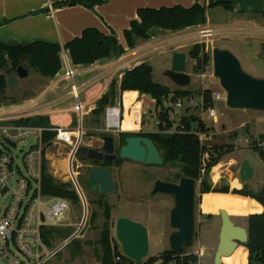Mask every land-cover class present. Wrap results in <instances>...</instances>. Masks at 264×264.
I'll return each instance as SVG.
<instances>
[{
    "label": "rangeland",
    "instance_id": "1",
    "mask_svg": "<svg viewBox=\"0 0 264 264\" xmlns=\"http://www.w3.org/2000/svg\"><path fill=\"white\" fill-rule=\"evenodd\" d=\"M218 1L236 6L237 11L232 13L223 6L213 7ZM205 2L209 4L205 27H209L216 31H222L218 36L198 39V41H201L200 43H205L208 54L211 57L209 70H207L205 74H194V62L188 54L194 46L195 41L184 42L183 44L188 45V48H183L181 51L187 53V73L191 75V85L188 89L193 93L195 104L191 108H188V98H184L181 101L183 108H178L169 102H165L164 109H170V117L174 122V128L170 133L176 131L184 115H197L204 121L207 127L215 129L212 132V134L215 132V136L207 142V145L210 148L218 145L228 149L230 146L234 147L235 143H243L245 137L249 134L264 135V112L233 110L226 105L224 101L226 93L222 89L219 80L213 75L212 52L215 48L230 51L239 60L245 72L255 78L264 79V31L251 32L246 30L248 28L261 30L263 28V24L261 25V23L264 22V0H205ZM253 8H255V10H253ZM238 10H241V12H238ZM201 30L204 29H197L196 32ZM173 36V34H170L169 37ZM148 43L151 44V47L137 54H142V57H139L132 64V67L142 62L150 64L154 69V80L162 85L168 84L172 90H175L176 87L164 76V72L170 68L173 54L178 52L174 49L179 47L180 43L173 46H170L168 43L157 45L155 41ZM148 43L146 42L145 45ZM143 53L147 54L144 55ZM49 80L50 79L43 80L41 75L31 71L29 78L24 80L28 83L25 84V82H23V86L19 92L13 93L8 91V95L16 97L20 102H23L27 99L26 91L33 88L44 90L46 84L50 83L51 80ZM42 81L45 83H42ZM206 89L221 94L223 98V100L218 101L216 105H214L218 116L217 120L211 118L208 112L201 111L199 92ZM66 91L67 93L69 91L73 92V86L65 89L64 92ZM78 98H82L80 92L77 97L73 96L71 98L70 94H68L63 97L62 100L68 105H75V100ZM138 100L139 102L141 101L142 117L138 119L137 124L133 122L132 118L131 122L128 121L129 111L124 106V98L123 106H120L121 104L119 103L116 105V107L121 108L122 115H125L124 117L122 116L123 126L120 133H132L127 131L129 129L131 131H138L140 125L142 127H140L141 131L139 133H154L158 131V115L155 111L154 102L151 101L150 98L142 99L140 96H138ZM187 108L191 111L190 113L186 112ZM37 112H40L38 106L20 113L22 116L26 117V114L31 116L33 114H38ZM73 117L75 121L68 127L72 133L70 135L72 143H63L58 140L56 136L54 141L50 144H45L42 141V145L46 157L48 173L55 179L64 183L72 182V179L75 177L80 188H82L81 190L88 204L89 215L88 228L86 230L85 241H83L85 251L77 252L72 246L65 247L61 254L53 259L50 264H97L99 262L95 250L96 248L99 250L101 249L97 242L101 236L102 225L106 222L104 208L100 206V203H103L104 207L109 206L111 208L112 232L115 239L116 221L119 218L125 217L140 222L147 228L149 233V257H154L168 251L169 236L172 233L170 227V212L174 206V202L169 196H151V193L157 180L177 182L176 176L180 174L179 167L172 165L146 167L129 161H123L120 165H115V163H113L110 169L117 190L112 195H108L101 200L98 194L88 188L87 184L89 171L94 168V166L88 161L80 160L73 154L72 145L77 143L78 139L81 138L80 146L89 144L92 148H99L103 145L101 138L105 135H110L115 137L118 149L119 132L107 131L104 116L97 122L96 118L90 115L85 117L82 123H79L77 115L73 114ZM242 123H249V129H240ZM47 126V121L36 120L32 122L29 127L42 129V127ZM55 127L56 129L60 128V126ZM55 127L49 126L48 129L52 131L55 130ZM223 127H225V129H223ZM123 128L127 130L124 131ZM234 133H238V139L237 137L236 139L235 137L232 138ZM135 134L138 133L135 132ZM66 136L68 137L69 135ZM35 143L36 140L32 136H28L23 140H15L12 143L8 139H5L0 133V148L12 156H19V159L16 160L15 163L19 167L21 174H26L23 156L29 151L30 147L35 145ZM244 160H248L257 172L255 178L246 185H243L239 178V168ZM18 176L19 174L15 175V179H17ZM224 179L227 181L230 189V193L226 195L221 193L201 194L200 189L202 187V180L200 179L197 181L195 208V232L197 237L195 239V244L201 241L205 247L211 248L212 252L217 248L218 234L222 225L220 211H226L236 226L248 228L249 215H247L246 208L249 206L250 201L236 199L232 196L233 194L231 192L233 190H241L244 186L255 192L262 189L264 186V162L257 152L250 149H233L232 152L226 154L224 158L210 170L206 177V182L211 185L212 189H220L222 188V181ZM12 185L13 189H15V182ZM74 190L77 194L76 189ZM9 199L10 196H7L2 201L3 203H0V207L8 202ZM69 201L72 203V219L74 222H78L82 212L80 199L77 203L71 200ZM207 219L210 221L207 224H202L204 220ZM58 239L60 243L64 240V235H58ZM240 246L243 247L242 245ZM119 250L121 251V247ZM0 264L8 263L0 260ZM200 264L214 263L212 258L206 255L200 259ZM238 264H246L245 259H240Z\"/></svg>",
    "mask_w": 264,
    "mask_h": 264
},
{
    "label": "trees",
    "instance_id": "2",
    "mask_svg": "<svg viewBox=\"0 0 264 264\" xmlns=\"http://www.w3.org/2000/svg\"><path fill=\"white\" fill-rule=\"evenodd\" d=\"M109 0H65L56 2L53 6L55 9L64 7L83 6L93 9L95 6L108 2ZM191 8L175 6L172 8L151 9L144 8L138 11V20L131 23L129 30L124 31V37L129 51L137 47L139 41H147L154 36L155 30L178 32L192 27L204 26L207 23V8L201 5V0ZM223 6L228 10L233 7L229 3H217L213 7ZM69 52L72 63L75 66H91L100 60L121 57L127 52L119 44L114 33L105 35L97 28H87L82 35L64 46ZM62 47L59 44H49L41 41L34 42L27 46H7L0 43V106L15 105L20 101L16 97L8 95V76L9 69L17 70L23 66L30 72L34 71L46 79H54L62 69L61 62ZM188 56L193 60L194 74H205L210 67L211 57L207 52L205 43H196L190 50ZM196 62V64H195ZM154 69L146 63H139L127 69L120 80H114L109 90L96 103V109L91 113L98 122L108 107L119 104L123 106V98L127 96H137L140 93L142 99L150 98L155 104V111L158 115V131L154 133H119V152L120 147L126 144L128 137L145 136L150 138L158 148L164 159V165L177 166L180 174L177 175V182L182 177H189L196 181L202 180L201 194L221 193L229 194V187L215 189L206 182V177L210 170L218 164L226 154L235 149L230 146L226 149L223 146L215 145L208 148L202 146L200 139L194 132L206 134L212 133L215 129L207 127L203 120L197 115H184L181 118L180 125L174 133L170 131L174 128V122L170 117V109H164V103L169 102L173 96L178 99L193 97V93L187 89L172 90L169 86L157 83L154 80ZM132 91V92H128ZM125 92H127L125 94ZM213 91L206 89L199 92L203 96V110L207 111L214 107L212 99ZM28 94H26V97ZM139 101V100H138ZM140 103V102H139ZM125 105V103H124ZM141 105V103H140ZM160 109V110H159ZM188 113L191 111L187 108ZM75 121V120H74ZM25 125L31 124L32 120L22 121ZM123 126V125H122ZM56 129V128H55ZM169 132V133H168ZM215 134V132H214ZM236 133L232 135L234 138ZM57 136V131L44 129L42 141L50 144ZM212 149V150H211ZM0 149V155H1ZM209 158L204 163L205 155ZM264 162V154L259 153ZM123 161L115 163L120 165ZM113 165L99 164L98 167L109 168ZM111 170V169H110ZM41 190L46 197H61L72 202H79V198L74 188H69L63 183L57 181L48 173L46 167V157L43 151L42 156V173H41ZM232 196L243 201H250L246 208L248 217V234L249 240L243 247H238L237 251L227 259L226 264H238L239 260L244 258L246 264H264V186L259 191L249 190L244 186L241 190H233ZM99 199L106 196L99 195ZM104 208L105 223L102 225L101 236L97 242L100 250L96 248L95 254L98 256L101 264H116L115 258L121 254L119 250L121 245L114 238L111 224V208L100 203ZM180 252L171 250L165 251L164 255L174 256Z\"/></svg>",
    "mask_w": 264,
    "mask_h": 264
},
{
    "label": "crops",
    "instance_id": "3",
    "mask_svg": "<svg viewBox=\"0 0 264 264\" xmlns=\"http://www.w3.org/2000/svg\"><path fill=\"white\" fill-rule=\"evenodd\" d=\"M59 1L65 0H0V43L7 46H27L34 42L41 41L49 44H59L62 47V69L57 77L54 80H49L50 83L46 84L44 90L33 88L26 91L28 96L23 102H19L15 105H1L0 118H5L6 121L0 122V125L15 126L18 128L29 127V125H25L22 121L31 119L32 122L36 120L47 121L48 126L42 127V129H46L49 126L68 128L74 123L75 118L73 114L77 115L79 123H82L84 118L90 116L96 109L97 101L106 94L111 83L114 80H120L123 73L131 68L132 64L139 57H142V54H137L151 47V44L148 42L155 41L157 45L168 43L170 46L180 43L179 47L174 50L187 55L185 51H181L183 48H188V45H184L183 43L188 41L192 42L193 40L191 38L196 33L197 29H210L204 25L178 32L155 30L154 36L146 41L148 44L145 45L146 42L139 41L137 47L129 51L124 37V31L129 30L131 23L139 19L138 11L140 9H161L175 6L191 8L197 1L109 0L106 3L95 6L93 9H88L83 6L55 9L53 5ZM199 3L209 7V4H206L205 0H201ZM216 3L224 2L218 1ZM232 7L233 9L230 11L232 13L236 12V6L232 5ZM253 10H255V8H253ZM238 12H241V10H238ZM262 24L263 28L261 30L253 28L243 29L251 32H262L264 31V22L261 23V25ZM87 28H97L105 35L114 33L119 44L127 53L121 57L114 56L109 59L100 60L91 66H75L71 61L69 52L64 49V46L80 37ZM217 32L219 34L222 31ZM170 34L174 36L169 37ZM24 80L20 81L21 88L23 82H25V84L28 83ZM43 80L46 79L43 77ZM42 83L45 82L42 81ZM71 86H73V92H64L65 89ZM165 86L169 85L166 84ZM79 92L82 98L75 100V105H68L62 100V98L68 94H70L71 98L73 96L77 97ZM126 93L127 92H125V94ZM137 93L141 97L140 93ZM140 103L136 95L127 96L125 98L124 106L129 111L128 121L131 122V111L133 109L138 107L141 112ZM37 106L40 110V112H37L38 114H33L31 116L26 114L27 116L25 117L20 113L24 110L36 108ZM140 127L142 126H139L141 130ZM127 131L132 132L130 129ZM86 146L90 147L89 144H86Z\"/></svg>",
    "mask_w": 264,
    "mask_h": 264
},
{
    "label": "water",
    "instance_id": "4",
    "mask_svg": "<svg viewBox=\"0 0 264 264\" xmlns=\"http://www.w3.org/2000/svg\"><path fill=\"white\" fill-rule=\"evenodd\" d=\"M213 74L226 93V105L233 110H253L264 112V79L255 78L245 72L239 60L228 50L215 48L212 52ZM8 88L17 93L21 90V80L27 79L30 71L23 66L8 71ZM164 76L178 89H187L191 85V75L187 73V55L174 53L169 69ZM177 96H173L171 104L175 105ZM225 129V127H223ZM237 137V134L235 135ZM103 145L99 148L80 146L75 155L93 164L87 178L88 188L99 195H112L117 186L109 168L98 167L101 164L129 161L142 166L162 167L164 159L155 143L145 136H132L117 151L115 137L105 135ZM256 176V170L248 160H244L239 168V178L243 185L248 184ZM63 185L74 188L72 182ZM222 187H228L222 181ZM197 181L182 177L178 183L157 180L151 196L166 195L173 199L174 206L170 212L169 249L180 252L193 246L195 238V208ZM222 221L219 243L215 253L214 264H222L221 258L230 257L236 249L249 240L248 230L236 226L226 211H220ZM65 237H69L70 229H57ZM116 240L126 258L142 264L149 254V233L144 224L129 218H119L115 226ZM77 252L85 251L82 242L75 241L71 245Z\"/></svg>",
    "mask_w": 264,
    "mask_h": 264
},
{
    "label": "built area",
    "instance_id": "5",
    "mask_svg": "<svg viewBox=\"0 0 264 264\" xmlns=\"http://www.w3.org/2000/svg\"><path fill=\"white\" fill-rule=\"evenodd\" d=\"M217 35L216 30L204 29L196 32L191 39L195 41V45L201 42L198 41L200 38H212ZM146 49L142 51H146ZM146 54L144 53V55ZM207 70H209V67ZM203 96H200L201 108L203 106ZM212 99L214 105L223 100L221 94L216 92L212 93ZM181 101L182 99L177 98L175 106L183 108ZM224 101L226 102V97ZM188 102V108L195 104L193 97H189ZM201 111L208 112L211 118L217 120L215 106L207 111L202 108ZM122 116L125 115H122L120 107L113 106L106 109L105 126L108 132L120 133L122 131ZM2 121H6V119L0 118V122ZM240 129L248 130L249 123H242ZM43 131L44 129H34L32 127L18 128L0 125V133L12 143L15 140H23L28 136H32L36 140L35 145L30 147L29 151L23 156L26 174H21L15 163L19 156H12L0 148L2 151L0 155V203H3L2 201L10 196L9 201L0 207V260L6 261L8 264H50L53 259L61 254L65 247L71 246L75 241L82 243L85 241L89 223L88 204L77 179L74 177L72 183L79 196L82 210L78 222H74L72 219V203L69 200L46 197L42 193ZM55 131L58 133V140L63 143H72L70 136L72 133L68 128L60 127ZM140 131L139 129V131H132V133H139ZM194 133L200 139L202 146L207 145V142L215 136L212 133L206 134L198 131ZM236 134L238 139L239 135ZM80 141L81 138L77 143H73V154L80 147ZM207 147L210 148L208 145ZM234 148H245L258 154H264V135L249 134L245 137L243 143H235ZM208 158L209 155L206 154L204 163ZM17 174L19 176L15 179ZM14 182L16 184L15 189L12 187ZM57 229H70L71 233L69 237L64 236V240L59 243L58 235L63 234ZM195 241L191 248L180 251L177 255L166 257L163 252L154 257L147 256L143 259L142 264H200V259L207 255V249L201 241L197 244H195ZM115 263L136 264L126 258L122 251L120 255L116 256ZM97 264L101 263L98 262Z\"/></svg>",
    "mask_w": 264,
    "mask_h": 264
},
{
    "label": "bare ground",
    "instance_id": "6",
    "mask_svg": "<svg viewBox=\"0 0 264 264\" xmlns=\"http://www.w3.org/2000/svg\"><path fill=\"white\" fill-rule=\"evenodd\" d=\"M131 112H132V113H131V118H132L133 122L137 124V123H138V119L141 118L140 108L137 107V108L133 109ZM237 249H238V248H237ZM237 249H236V251H237ZM236 251H235V252H236ZM235 252H234V253H235ZM234 253H233V254H234ZM230 257H231V256H230ZM230 257H224V256H223V257L221 258L222 264H226V263H224V259H227V258H230Z\"/></svg>",
    "mask_w": 264,
    "mask_h": 264
},
{
    "label": "flooded vegetation",
    "instance_id": "7",
    "mask_svg": "<svg viewBox=\"0 0 264 264\" xmlns=\"http://www.w3.org/2000/svg\"><path fill=\"white\" fill-rule=\"evenodd\" d=\"M134 136H136V135H134ZM91 165H93V164L91 163ZM179 181H180V180H179ZM179 181H178V182H179ZM178 182H174V181H173L172 183H178ZM170 198H171V197H170ZM173 202H174V201H173ZM209 221H210L209 219L204 220V223H202V224H207ZM221 226H222V225H221ZM220 231H221V228H220ZM219 235H220V232H219V234H218V243H219ZM196 237H197V235H196V232H195V238H194V241H195ZM217 246H218V244H217ZM206 249H207V255H208L210 258H212L213 263H214V258H215V253H216L217 248L214 249V252H212V249L209 248V247H207V246H206Z\"/></svg>",
    "mask_w": 264,
    "mask_h": 264
}]
</instances>
